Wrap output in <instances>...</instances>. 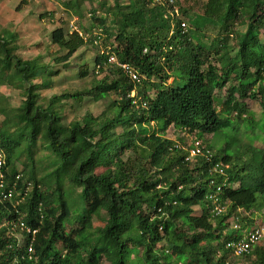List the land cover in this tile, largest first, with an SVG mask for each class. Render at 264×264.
Listing matches in <instances>:
<instances>
[{
    "label": "trees",
    "instance_id": "16d2710c",
    "mask_svg": "<svg viewBox=\"0 0 264 264\" xmlns=\"http://www.w3.org/2000/svg\"><path fill=\"white\" fill-rule=\"evenodd\" d=\"M85 1L62 3L80 18ZM176 6L178 17L153 0H88V27L77 18V29L51 31V42L65 50L54 61L68 65L90 42L93 72L104 76L84 90L53 94L44 107L34 78L48 87L57 72L39 64L41 56L21 58L14 33L0 35V82L14 62L20 87L29 83L5 122L17 125L15 133L0 129V181L14 192L0 200V264H168L161 257L171 255L185 264H232L237 258L226 248L241 235L235 225H253L249 215L264 206V146L253 142L261 137L256 127L264 132V0H206L201 11L178 0ZM111 55L139 79L109 62ZM227 85L219 102L216 92ZM87 96L111 101L100 114L65 120L67 99ZM247 98L259 102L261 119ZM171 126L210 148L225 174L212 173L206 156L190 158L194 145L167 136ZM205 134L214 142L201 139ZM38 139L40 160L58 158L45 162L41 177L31 153ZM23 151L29 163L18 171L13 161ZM99 163L104 170L97 171ZM73 187L81 189L79 200L69 193ZM214 192L224 207L219 214L212 211ZM93 217L103 224L94 226ZM20 220L36 232L12 230ZM240 260L264 264V243Z\"/></svg>",
    "mask_w": 264,
    "mask_h": 264
},
{
    "label": "rangeland",
    "instance_id": "374dc122",
    "mask_svg": "<svg viewBox=\"0 0 264 264\" xmlns=\"http://www.w3.org/2000/svg\"><path fill=\"white\" fill-rule=\"evenodd\" d=\"M206 0H178L183 8H192V10L201 11L202 4ZM106 2L113 3L111 0H106ZM20 6L17 10L16 7ZM65 6L62 0H0V35L8 34L9 31H14L19 34V40L16 41L17 54L23 59L38 58L39 64L48 65L47 69L51 72H57L51 76V84L48 87H41L40 82L43 77L36 76L34 78V83L37 84L38 93L40 94L39 103L44 107L47 105V101L50 96L55 93H60L65 90L75 91L84 90L91 86L94 78L100 79L104 76V73H94V58L96 55V47H94L90 42L86 43L84 46L80 47L77 52L69 59L68 65L63 63H58L54 61V58L58 55L65 53L64 48L53 44L50 41V33L53 28L58 26V20L62 19L65 30H73L78 24L77 22H82L85 27L90 25V17L88 16V0H86L81 7L82 17L79 16L73 10L64 9ZM50 12L54 14L50 15ZM78 18L77 21L75 18ZM184 20L187 21L186 15L183 16ZM74 20V27L71 25L70 20ZM64 21V22H63ZM189 23V21H187ZM190 25V24H189ZM192 28V27H191ZM114 41V38H112ZM209 41V40H208ZM38 60V59H37ZM41 69V68H39ZM80 70H85L86 74L84 76L79 75ZM3 75L2 72L0 76ZM19 71L13 62L11 69L8 72L7 77L3 82H0V129L6 128L9 134H14L15 130L18 128L16 124L12 123L5 126V122L13 118V113L17 111V108L22 104L24 97L25 86L29 83L26 81L22 83L21 88L18 83ZM170 81V80H169ZM228 85L224 89L216 92L218 101L225 99L228 95ZM155 91H151L153 93ZM111 98L107 97L104 99H95L92 97H83L81 101H73L71 98L67 99L64 111V119L69 121L75 116L82 117L85 114L93 113L95 115L103 112L109 105ZM217 102V103H219ZM247 107L252 111L257 120L261 119L262 111L260 104L257 100L247 98L245 99ZM220 104V103H219ZM220 106V105H219ZM243 130V129H242ZM256 133L261 137H257L253 142L256 146H264V132L259 127L255 128ZM14 132V133H12ZM167 136L175 139L179 142H190L192 145L199 143V139L181 129L175 128L173 126L169 127L167 130ZM214 136L212 134H205L201 137L208 144L214 142ZM41 150H43L41 141L38 139L36 147L31 149V153L34 156L37 176L45 173L44 164H51L58 161L55 156H49L43 160H40ZM46 162V163H45ZM29 163L28 154L23 151L20 155L14 158L13 164L16 170L21 171L25 168V164ZM97 171H102L105 165L99 163ZM238 186V184H234ZM81 189L73 187L70 189L69 193H72L73 197L80 199ZM252 214L249 215L251 218L254 216V224L263 223L264 224V206L255 208ZM246 214H249L248 212ZM94 226L103 224V221L99 217H93ZM243 231V230H242ZM264 243V238L260 244ZM160 246H165V241L159 243ZM170 253V250L169 252ZM233 255V254H232ZM235 256V255H233ZM232 257V264H242L239 256ZM164 260L169 261L168 264H176L175 256H169L168 258L161 257V262ZM149 264V263H141Z\"/></svg>",
    "mask_w": 264,
    "mask_h": 264
},
{
    "label": "built area",
    "instance_id": "2783aa9c",
    "mask_svg": "<svg viewBox=\"0 0 264 264\" xmlns=\"http://www.w3.org/2000/svg\"><path fill=\"white\" fill-rule=\"evenodd\" d=\"M154 2H158L160 4H165L167 6H172L173 8L171 9V14L175 16H179V10L176 6V0H153ZM181 27L183 29V32H186L189 28V23L184 20L183 17H181ZM98 42L101 38L102 35H99ZM117 57L115 55H111L109 58V62L116 63L118 64L125 73H127L133 80L139 79V73L126 61H120L116 59ZM135 92L132 91L130 95L133 96ZM136 103V100H134ZM139 106V104H137ZM203 155L204 157L206 156L210 161H211V167L210 171L212 173H216L218 175L225 174V164L221 160H214L213 159V153L210 148H206L203 145L196 143L194 144L193 148L190 150L189 157L193 158L196 155ZM4 162V155L2 152H0V167ZM18 177V176H17ZM213 182V181H212ZM4 181H0V200H5V199H11L14 195V192L12 189H6L4 188ZM220 187H217L216 191H219ZM215 193V192H214ZM211 198H213V208L212 211L215 214H219L223 211V205H221V197L215 193L211 195ZM10 227L12 230H16L17 228L25 230L27 233H35L36 230H34L31 226L26 224L24 221L20 220L15 223H11ZM235 227H240V225L236 224ZM264 236V227L259 225L250 229H246L243 232V236L230 240L226 243V248H229L232 253L236 256H241L245 253H249L253 246L257 244ZM32 250V247L29 248V251ZM176 264H185L183 261H178ZM221 264H230L229 261H225Z\"/></svg>",
    "mask_w": 264,
    "mask_h": 264
},
{
    "label": "clouds",
    "instance_id": "9594fccd",
    "mask_svg": "<svg viewBox=\"0 0 264 264\" xmlns=\"http://www.w3.org/2000/svg\"><path fill=\"white\" fill-rule=\"evenodd\" d=\"M238 225H240V227H234V228H236V229H238L240 232H241V235L239 236V237H241V236H243V232H244V230H246V229H250V228H253V227H256V226H259V225H261V226H263L264 227V224L263 223H259V224H253V225H244V224H242V222H240V223H237ZM243 230V231H242ZM239 237H237V238H239ZM236 238V239H237ZM263 238H264V236H263ZM263 238L257 243V244H255L254 246H253V248H252V250L254 249V247L256 246V245H258V244H260V242L263 240ZM251 250V251H252ZM250 251V252H251ZM249 252V253H250ZM233 254V253H232ZM234 255V254H233ZM241 256H243V255H241ZM240 257V256H239Z\"/></svg>",
    "mask_w": 264,
    "mask_h": 264
},
{
    "label": "crops",
    "instance_id": "0c3cea01",
    "mask_svg": "<svg viewBox=\"0 0 264 264\" xmlns=\"http://www.w3.org/2000/svg\"><path fill=\"white\" fill-rule=\"evenodd\" d=\"M26 1H28V0H26ZM95 1H105L106 2V0H95ZM111 1H113L114 2V0H111ZM108 3V2H107ZM108 4H110V3H108ZM64 8V7H63ZM16 10L18 9V7H16L15 8ZM65 9V8H64ZM53 15L54 13L53 12H50V15ZM88 16H89V13H88ZM76 20H77V17L75 18ZM75 19L73 20H70L71 22V25L74 27L75 25H74V23H72V22H74L75 21ZM64 22V21H63ZM90 23V22H89ZM58 26H63L64 27V24L62 23V19H60V20H58ZM58 26H56V27H58ZM89 26V25H88ZM87 26V27H88ZM78 27H77V25L74 27V29H77ZM54 29V28H53ZM52 29V30H53ZM73 29V30H74ZM51 30V31H52ZM12 33H14L15 34V37H16V41H18L20 38H19V34L17 33V32H14V31H11ZM9 33H10V31H9ZM16 41H15V43H16ZM50 41H51V38H50Z\"/></svg>",
    "mask_w": 264,
    "mask_h": 264
}]
</instances>
